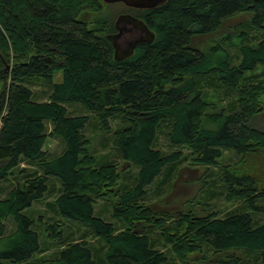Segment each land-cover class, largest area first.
I'll return each instance as SVG.
<instances>
[{
	"label": "trees",
	"instance_id": "obj_1",
	"mask_svg": "<svg viewBox=\"0 0 264 264\" xmlns=\"http://www.w3.org/2000/svg\"><path fill=\"white\" fill-rule=\"evenodd\" d=\"M106 5L0 0V264H189L195 253L212 264L205 250L221 264H264V185L243 167L264 152V128L251 122L264 111V0L126 6L155 39L121 60ZM241 13L250 17L193 45ZM99 132L122 163L97 153ZM161 134L189 154L163 150ZM226 151L238 160L222 163ZM186 156L215 174L207 198L240 205L226 214L150 206ZM101 199L108 208L96 209ZM229 250L244 256L221 255Z\"/></svg>",
	"mask_w": 264,
	"mask_h": 264
},
{
	"label": "rangeland",
	"instance_id": "obj_2",
	"mask_svg": "<svg viewBox=\"0 0 264 264\" xmlns=\"http://www.w3.org/2000/svg\"><path fill=\"white\" fill-rule=\"evenodd\" d=\"M105 10L110 15L111 19L116 22L118 16L121 13L127 12V7L122 2H115V3H107ZM95 14L88 13L86 15V18L92 20ZM250 17L247 13H241L237 16H234L232 18L227 19L222 27L211 34L206 35H198L195 36L193 39V45L197 47H202L210 42V40L214 38H220L224 32L233 30L236 26L241 24L242 22L246 21ZM123 23H120L121 26ZM61 80V72H58L56 74V81ZM37 93L38 99H46V90L43 88V86H36L35 87ZM45 92V93H43ZM75 109L76 112L81 111V107L78 105H75L72 107ZM252 125L258 128H264V111L256 114L253 117V120L251 121ZM89 134H92L91 130L87 131ZM102 132H99L98 137L95 138L96 145L95 149L99 155L102 154H109L111 159H114L120 163H122V159L113 152L112 142L109 140L108 144L106 146H103V137ZM102 140V141H100ZM159 145L163 148V150L167 152L171 151H179V149L182 150V153L185 155L189 154V150L185 147H175L170 146L169 143L167 144V139L164 135L161 134L159 139ZM47 148L53 149L54 151H60L61 145L58 141L50 139L47 143ZM238 160V157H235L233 155H230V152H225V157L221 158L222 163H229L233 161ZM130 167V174L132 177H135L136 175V167H131L130 163H125V169L122 171H128ZM243 167L247 170H249L251 173L256 175L262 182V185H264V152L261 150L254 151L250 153L246 161L243 164ZM211 168L202 165H196L191 162L189 158H183L177 168L175 169L174 173L171 176V179L169 181V184H164L165 186L161 190L160 193L157 192L156 189L151 190V196L147 200V203L152 206L154 209L163 211H169L170 213H175L177 211H184V210H194L198 214H207L209 211L213 210L216 212L220 211V214H226L229 210L235 209L237 206L240 205L239 201H232L229 202L226 200L225 196L221 194H217L215 192L210 198H207L206 192H204V189L206 187L210 186L211 182L209 179H212V177L215 174H209L211 172ZM209 174V175H208ZM211 175V176H210ZM214 179V178H213ZM215 185L218 184L217 181H215ZM56 189L59 188V184H56ZM156 187V184L155 186ZM213 187V186H212ZM217 187V186H215ZM219 188V187H218ZM55 194V193H54ZM54 195L49 196V199H52ZM110 200H103L101 199L99 201V204L96 206V209L102 208V207H109ZM43 207V206H41ZM108 214L110 213V210H108ZM52 214V213H51ZM76 232L74 228H72ZM77 237L79 234H75ZM210 250V249H208ZM238 252H234L232 250H229L227 252H222L221 255L230 254L232 252L236 253L238 256L242 257L243 252L241 250H237ZM207 253V257L210 259V263L212 264H221V261H219L220 255H212L209 251L205 250L204 253ZM206 257V255H205ZM200 254L195 253L191 256V259L189 260V264H202V260L199 261ZM202 259V258H201ZM208 260V259H206ZM225 264V263H224Z\"/></svg>",
	"mask_w": 264,
	"mask_h": 264
},
{
	"label": "water",
	"instance_id": "obj_3",
	"mask_svg": "<svg viewBox=\"0 0 264 264\" xmlns=\"http://www.w3.org/2000/svg\"><path fill=\"white\" fill-rule=\"evenodd\" d=\"M165 1L166 0H104L106 3L122 2L126 6L134 8H154L161 5ZM120 23H123L124 25L131 24L134 27L139 28L143 34H140L135 39L128 42L127 45L121 46L120 43L116 41V38L122 33V27L119 25ZM115 26L118 32L109 34L108 38L113 44L114 56L117 60H121L132 55L138 44L151 43L155 39V33L147 25V23L142 18L130 12L121 13L115 22Z\"/></svg>",
	"mask_w": 264,
	"mask_h": 264
},
{
	"label": "flooded vegetation",
	"instance_id": "obj_4",
	"mask_svg": "<svg viewBox=\"0 0 264 264\" xmlns=\"http://www.w3.org/2000/svg\"><path fill=\"white\" fill-rule=\"evenodd\" d=\"M121 27H122V33L120 34V36L116 38V41L120 43L121 46L127 45L128 42L132 41L140 34H143V32L139 28H136L131 24H127V25L122 24ZM116 32H118L117 29L115 33Z\"/></svg>",
	"mask_w": 264,
	"mask_h": 264
}]
</instances>
